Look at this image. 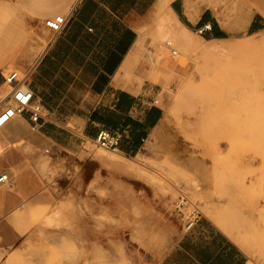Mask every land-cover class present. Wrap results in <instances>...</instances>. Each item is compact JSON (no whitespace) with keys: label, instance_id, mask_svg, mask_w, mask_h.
Here are the masks:
<instances>
[{"label":"rangeland","instance_id":"1","mask_svg":"<svg viewBox=\"0 0 264 264\" xmlns=\"http://www.w3.org/2000/svg\"><path fill=\"white\" fill-rule=\"evenodd\" d=\"M76 1L0 0V82L11 70L20 75L33 70L52 38L44 20L64 15L63 10ZM179 1L177 16L189 30L187 38L215 50L189 51L161 35L154 5L136 27L137 54L118 74L123 88L138 93L149 87L157 94L163 124L172 127L168 141L164 136L163 144L151 153L126 155L100 147L67 125L81 136L70 150L29 144V127L26 135L16 131L19 141L10 143L31 157L53 191V204L34 216L41 219L38 226L77 239L81 264H86L87 235L95 240L94 264L105 260L102 239L111 245L121 239L138 261L156 264L197 214L208 216L225 231L246 253L248 264H264V0ZM202 13L210 19L209 29L201 27ZM162 15L170 17L167 6ZM214 31L221 37H214ZM5 89L6 84L0 86V95ZM16 120L24 122L18 116L12 123ZM0 130L1 140H9L11 133ZM223 154L227 161H221ZM136 155L139 159L133 160ZM207 159L214 179L208 193L197 179ZM241 160L259 164L249 167ZM130 163L137 169L129 168ZM222 172H241L242 181L259 172L246 200L241 203L233 197V210L221 192ZM183 198L188 203L179 207ZM255 200L262 201L259 208ZM242 204L253 210L246 213ZM37 246L29 249L38 250ZM69 249L63 245V251ZM29 255L11 254L8 264L61 260L51 249L36 261ZM114 255L116 249L110 257Z\"/></svg>","mask_w":264,"mask_h":264},{"label":"crops","instance_id":"2","mask_svg":"<svg viewBox=\"0 0 264 264\" xmlns=\"http://www.w3.org/2000/svg\"><path fill=\"white\" fill-rule=\"evenodd\" d=\"M156 2L77 0L63 10L67 15L65 27L58 34L52 33L30 75L28 86L34 100L43 106L44 115L38 130L28 135L29 144L72 149L81 136L67 125L89 139H94L101 129L121 131L120 151L126 155L151 153L163 144L164 136L169 140L172 127L163 124V109L153 102L157 94L149 87L133 93L122 87L118 75L129 65L131 53L138 49L136 27ZM170 7L176 15L181 13L179 0H172ZM198 20L201 27L210 23L204 13ZM22 119L23 123L19 120L12 123L13 119L2 127L11 133L9 140L0 138V175L6 173L9 178L7 183H0V264H8L14 253L21 252L23 258L30 253L29 257L35 260L48 255L49 249L60 256L59 264H81L83 255L79 260L77 239L39 227L41 219L34 218L53 204L54 194L31 157L21 147L10 144L19 141L16 131L26 135L29 126ZM223 145L221 142L220 147L224 149ZM173 156L179 159L176 153ZM221 158L222 162L227 161L226 155ZM241 162L249 167L259 164L258 160ZM210 165L211 160H205V171L197 176L207 193L214 183ZM242 176L241 172H222L218 177L221 192L228 196L232 210L233 197L241 203L246 200L259 172L250 174L244 181ZM225 199L222 204L226 203ZM255 203L258 208L262 205L261 200ZM243 206L246 213L253 210ZM84 242L86 264H94L95 240L87 235ZM101 242L103 264H143L135 253L129 254L128 246L121 239L113 245L109 239ZM63 245H69L70 249L63 251ZM31 246H37L38 250L29 249ZM115 249L117 255L111 258L110 253ZM35 264L42 262L38 260ZM156 264H248V257L211 218L197 214L191 226Z\"/></svg>","mask_w":264,"mask_h":264},{"label":"built area","instance_id":"3","mask_svg":"<svg viewBox=\"0 0 264 264\" xmlns=\"http://www.w3.org/2000/svg\"><path fill=\"white\" fill-rule=\"evenodd\" d=\"M66 23L67 15H55L44 20V26L52 31L53 34L61 32ZM171 52L172 54H176L175 50H171ZM31 73V68L27 69L22 75L16 70H11L4 77L2 85L6 84V89L4 93L0 95V128L8 125L16 117L22 116L27 121L30 131L35 132L38 130L40 120L44 113L43 106L34 100L33 92L28 86V78ZM153 102L157 103V100ZM122 138L123 133L121 131L109 132L105 129H101L94 137V141L104 149L113 152H121L120 143ZM48 151L49 149H45V152ZM8 180L9 178L6 173L0 175V183H7ZM187 203L188 200L183 198L178 206L183 207ZM194 218L187 221L186 228L191 226Z\"/></svg>","mask_w":264,"mask_h":264},{"label":"bare ground","instance_id":"4","mask_svg":"<svg viewBox=\"0 0 264 264\" xmlns=\"http://www.w3.org/2000/svg\"><path fill=\"white\" fill-rule=\"evenodd\" d=\"M172 0H157L156 4H155V13L157 15V17L159 18V26L161 29L162 34L161 35H166L167 37L179 41L181 43V47L185 48L189 51L192 50H197L200 52H213L215 49L214 48H206L204 46H201L200 44L196 43V42H192L187 38V33L189 32V30L184 26V24L179 20V18L177 17V15L174 13V11L172 10V8L170 7L169 3ZM164 6L168 7V12L170 14V17H163L162 15V9ZM204 28H210V24H205ZM139 37V36H138ZM140 38V37H139ZM215 40H221V38H213ZM140 40H137L135 46L138 47V43ZM253 41V40H251ZM166 43H170V41H166ZM133 54H137V53H131V58L133 57ZM123 155V154H122ZM133 160H138L139 156L136 155L134 158H132ZM110 163H112L113 165L116 166H122V164L117 161V160H109ZM135 162V161H134ZM137 162V161H136ZM133 164V163H132ZM130 163V165L128 164V166H130L129 168H134L137 169V167L135 165H132ZM125 167V166H124ZM127 168V167H126Z\"/></svg>","mask_w":264,"mask_h":264},{"label":"trees","instance_id":"5","mask_svg":"<svg viewBox=\"0 0 264 264\" xmlns=\"http://www.w3.org/2000/svg\"><path fill=\"white\" fill-rule=\"evenodd\" d=\"M213 35H214V37H221V34L218 33L217 31H214Z\"/></svg>","mask_w":264,"mask_h":264}]
</instances>
